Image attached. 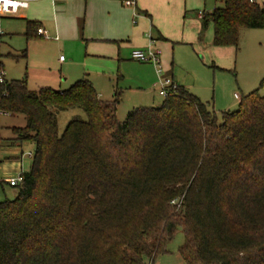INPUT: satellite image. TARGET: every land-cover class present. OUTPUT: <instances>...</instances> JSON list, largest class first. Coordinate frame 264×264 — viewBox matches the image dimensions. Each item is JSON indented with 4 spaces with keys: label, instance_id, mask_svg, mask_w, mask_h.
<instances>
[{
    "label": "trees",
    "instance_id": "16d2710c",
    "mask_svg": "<svg viewBox=\"0 0 264 264\" xmlns=\"http://www.w3.org/2000/svg\"><path fill=\"white\" fill-rule=\"evenodd\" d=\"M212 46L264 30V8L218 0ZM38 24L28 22L25 38ZM16 60L17 56H10ZM3 67L0 63V73ZM264 78L220 120L183 88L117 119L86 79L67 90L0 83V117H23L0 147L31 144L13 200L0 202V264H154L179 229L184 264H264ZM79 109L58 134L55 112Z\"/></svg>",
    "mask_w": 264,
    "mask_h": 264
},
{
    "label": "crops",
    "instance_id": "0c3cea01",
    "mask_svg": "<svg viewBox=\"0 0 264 264\" xmlns=\"http://www.w3.org/2000/svg\"><path fill=\"white\" fill-rule=\"evenodd\" d=\"M253 2L264 8V0H253ZM206 4L207 0H135V7L128 8L122 4L121 0H28L27 8L18 9L14 15L0 13V19L19 21L16 23L22 29L24 26L25 32L28 22L37 23V28L44 30L51 41L60 42L63 47H75L79 52H82L84 57L81 65L84 67L90 66L91 63L103 65L108 62L130 66L134 70L132 76L123 75L119 79L124 82L123 85L126 84V87H122L123 90H130L131 93L140 91L141 88H153L157 89L158 94L153 66L135 62L131 58V53L134 50H145L148 47L158 49L161 52V66L164 75L171 78L178 87L208 105L207 102L192 93L191 85L186 84L180 79V76L174 75V66H180L182 62L187 66H195L198 54L202 55L204 60L205 58L213 59L212 66L215 69L214 64L228 66L223 61L231 60L233 48L212 46V26L209 23L205 24L198 16L200 12L209 16L214 9L220 8L221 5L218 0H214L213 9L209 12L206 10ZM2 36L4 34L1 33L0 38ZM38 38L37 33H34L29 40ZM182 47H186L185 50H182ZM189 48L190 51L186 50ZM181 51L187 53L182 62L180 60L183 58ZM235 51L238 52L236 66H256V79L264 78V30H241L238 35V48ZM10 56L17 55L9 52L4 58L12 59ZM22 56L26 57L25 52L22 53ZM1 58L2 56L0 63L4 74ZM59 63H65V61L59 60ZM23 78L27 83L26 74ZM83 78L93 85L101 101L110 102L116 93L120 97L117 84L112 85L108 93L103 90L98 81L89 79L88 74H83L76 81ZM4 79L13 81L6 79L5 75ZM73 83L65 88L45 86L35 90L27 88L30 91L42 88L64 91ZM132 88L135 90H131ZM235 99L240 100L237 96ZM137 102L144 104L147 99L142 96ZM132 106V109L127 113L140 108L135 107L138 106L135 104ZM20 126L19 124L17 127H10L9 130L22 128ZM21 146L5 143L0 147V162L1 158L6 160L0 168V173L6 176L5 181L2 182L4 185H8L9 180L19 177L30 168L31 164L26 166L22 164Z\"/></svg>",
    "mask_w": 264,
    "mask_h": 264
},
{
    "label": "rangeland",
    "instance_id": "374dc122",
    "mask_svg": "<svg viewBox=\"0 0 264 264\" xmlns=\"http://www.w3.org/2000/svg\"><path fill=\"white\" fill-rule=\"evenodd\" d=\"M214 0H207V9L209 12L213 9ZM14 20L0 19V34H4L0 39V57L4 65V75L8 80L22 79L24 74L27 76V87L35 90L38 87L65 88L76 79L88 74L89 79L98 81L103 90L109 93L112 85L117 84L120 93V103L117 113V119L123 122L127 111L135 107H156L160 106L163 98L158 96L157 89L141 88L140 91L130 92L123 90V85L119 78L123 75H131L134 73L130 66L116 64H97L91 63L90 66H82L84 55L82 52L72 46L63 47L60 42L51 41L50 38L44 39L39 37L37 40L25 39L23 29ZM11 33V34H10ZM10 37V39H8ZM185 50L186 47H182ZM232 48V47H231ZM190 51L189 49H186ZM17 55L16 60L4 58L8 53ZM25 52L26 57L23 58L22 53ZM231 60L223 61L228 66H212L213 59L202 58L198 54L195 66H187L183 63L185 51H181L182 64L174 66V75L180 76V79L186 84L191 85V91L199 96L204 102H207L209 108L215 112L220 120L222 112H233L238 108V104L242 97L250 91L258 88L261 80L256 79V66H236V57L238 52L233 48ZM177 57V54H176ZM60 58L65 63H59ZM176 59V58H175ZM185 84V85H186ZM123 87V88H122ZM131 90H135L132 88ZM123 91V92H122ZM141 92V93H139ZM147 99V102L141 104V95ZM260 94H264V90H260ZM234 95L240 98L236 100ZM112 96V95H111ZM110 101V100H109ZM112 101V99H111ZM154 101V102H152ZM154 103V104H153ZM141 105V106H139ZM57 118L58 134L61 135L67 123L73 118H80L85 121L84 113L79 110H70L66 112H55ZM24 126L23 117H0V138L2 140L13 138L10 127ZM4 150V149H3ZM20 151L23 154L22 164L26 166L31 164L30 156L33 154L34 148L31 144H22ZM30 155V156H29ZM6 160L1 158L0 168ZM5 177L0 173V202L5 200H13L16 197V188L4 185ZM184 236L182 230L179 229L173 240L167 245V254L159 256L154 264H184L178 255V249L182 246Z\"/></svg>",
    "mask_w": 264,
    "mask_h": 264
},
{
    "label": "built area",
    "instance_id": "2783aa9c",
    "mask_svg": "<svg viewBox=\"0 0 264 264\" xmlns=\"http://www.w3.org/2000/svg\"><path fill=\"white\" fill-rule=\"evenodd\" d=\"M252 2V0H250ZM122 4L128 8L135 7V0H121ZM28 0H0V13L3 15H14L17 13L18 9H25L27 8ZM199 18L203 19L205 14L200 12ZM37 35L41 38L48 39L49 36L47 33L42 30H37ZM131 58L133 61L142 63V64H149L153 66L156 75V85L158 88V95L163 99L167 98L170 93L176 92L178 86L173 82V80L169 77L164 75V70L161 66V52L158 49H154L152 47H148L145 50H134L131 53ZM60 61H63L60 58ZM4 74L0 73V83L3 80ZM236 97V96H235ZM21 183L20 176L17 178H13L8 181V185L10 187H17Z\"/></svg>",
    "mask_w": 264,
    "mask_h": 264
}]
</instances>
